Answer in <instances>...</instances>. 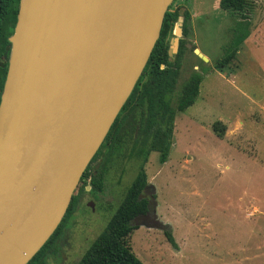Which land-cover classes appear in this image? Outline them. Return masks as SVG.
<instances>
[{
	"label": "water",
	"instance_id": "water-1",
	"mask_svg": "<svg viewBox=\"0 0 264 264\" xmlns=\"http://www.w3.org/2000/svg\"><path fill=\"white\" fill-rule=\"evenodd\" d=\"M173 2L20 0L0 101V264H28L59 228Z\"/></svg>",
	"mask_w": 264,
	"mask_h": 264
},
{
	"label": "rangeland",
	"instance_id": "rangeland-1",
	"mask_svg": "<svg viewBox=\"0 0 264 264\" xmlns=\"http://www.w3.org/2000/svg\"><path fill=\"white\" fill-rule=\"evenodd\" d=\"M180 6L194 13L191 43L209 61L190 50L183 57L176 96L195 70L203 74L200 92L176 116L168 160L162 163L153 151L145 164L148 183L156 188L148 190L155 194L156 212L135 220L139 228L130 243L146 264H264V43L258 51L243 43L232 63L216 68L240 14L221 8L220 0H174L173 9ZM219 120L226 126L224 137L214 130ZM141 167L138 157L117 164L108 175L105 197L97 200L93 190L91 200L66 217L54 238L67 262L52 254L42 264H77L107 227ZM58 247L53 244L47 252Z\"/></svg>",
	"mask_w": 264,
	"mask_h": 264
},
{
	"label": "trees",
	"instance_id": "trees-1",
	"mask_svg": "<svg viewBox=\"0 0 264 264\" xmlns=\"http://www.w3.org/2000/svg\"><path fill=\"white\" fill-rule=\"evenodd\" d=\"M255 1L220 0L221 8L239 13L241 18L224 55L214 63L216 68L223 69L237 58L239 49L250 34L251 13ZM19 5L20 0H0V101L9 66L11 50L9 37L14 32ZM173 6L174 2L166 13L161 36L138 83L84 175L92 172L94 161L99 156H103L104 162L99 175H93L94 183L102 185L104 174L112 166L113 161L122 154L123 159L141 158V171L128 188L105 230L95 239L77 264H146L130 243L132 233L139 228L135 220L150 208L149 199L144 196V189L148 184L145 164L153 151L160 153L162 163L168 160L173 145L176 116L195 103L203 81V74L195 70L176 96L183 57L188 50L194 52L196 46L190 40L191 12L187 8L182 10L181 6L173 9ZM181 17L184 23L179 52L171 58L169 54L171 38L175 36L174 29ZM213 126L217 135L224 137L226 126L220 120ZM135 129L138 131L136 137ZM86 183L87 181L84 182L81 190H84ZM77 200L78 196H74L66 217L72 213ZM61 226L28 264L44 262L47 250L60 232ZM165 234L169 242L176 246L172 231L166 230Z\"/></svg>",
	"mask_w": 264,
	"mask_h": 264
},
{
	"label": "flooded vegetation",
	"instance_id": "flooded-vegetation-1",
	"mask_svg": "<svg viewBox=\"0 0 264 264\" xmlns=\"http://www.w3.org/2000/svg\"><path fill=\"white\" fill-rule=\"evenodd\" d=\"M137 134H138V131H137V129H135L134 130L135 137H136ZM123 160L124 159H123V154H122V155H119V157L115 161H113L112 166L104 174V179H103V184L102 185H97L96 183H94V177H93V175H95V176L99 175L100 168H101V166H102V164L104 162V157L103 156H99L94 161V163L92 164V168H91L92 172H89L87 175H83V177H82V179H81V181H80V183H79V185H78V187H77V189H76V191H75V193L73 195V197L74 196H78V200H77V204H76L75 208L73 209V211L71 213L72 216H75L76 215V213L78 212L77 209L79 208L80 204L82 205L83 203H87V201L91 200L89 197H90V193L93 190H97V192H98V194H97V200L100 201L103 198V196L105 197V193L104 192L107 189L106 186H107V178H108V175L110 174V171H113V169H116L115 167L117 166V164L120 165L121 163H123ZM98 162H99V164L97 166H95V164L98 163ZM85 181H87V183L85 184V188H84V190H81V187H82V185L84 184ZM151 187L153 188L152 189L153 192H155L156 191V188L153 185H150V183H148L147 186L144 189V196L149 199L150 208H149V210L145 214L139 215L137 217V219L138 218H146L147 219L148 216L151 215L150 213L152 211L153 212H156V209H155V194H150V195L148 194V190ZM90 204H92V208L95 210L96 207H95L94 203L93 202L92 203L90 202ZM65 217H66V215H65ZM65 217H64V219H65ZM64 219H63V221H64ZM62 222H61V224H62ZM61 224H60V226H61ZM53 244H55V246L58 247L57 245H59V239H58V241H54L51 244V246ZM52 254L53 255L57 254V256H62V261H61L62 263H66L67 262L66 261L67 255H65L62 252V249H60L59 247L56 248L55 251L47 252L45 259L49 258Z\"/></svg>",
	"mask_w": 264,
	"mask_h": 264
},
{
	"label": "crops",
	"instance_id": "crops-1",
	"mask_svg": "<svg viewBox=\"0 0 264 264\" xmlns=\"http://www.w3.org/2000/svg\"><path fill=\"white\" fill-rule=\"evenodd\" d=\"M262 1H264V0H256L255 1V7L251 13L250 34H249L248 38L244 41V44L248 45V48L251 51H255V50L258 51L259 45L264 43V2H262ZM191 16H192V23H193V28L191 26V29H193V32H192L193 34H191L190 40L192 42V35L194 36V27H195L194 13L193 14L191 13ZM177 23H176V26L174 29V34H175L176 28L179 27V25H177ZM183 23H184V21H183ZM183 23H182V34H183ZM181 38H182V36H180V39ZM194 45H195V42H194ZM240 50H241V48L239 49V52H240ZM239 122H241V121H239Z\"/></svg>",
	"mask_w": 264,
	"mask_h": 264
}]
</instances>
